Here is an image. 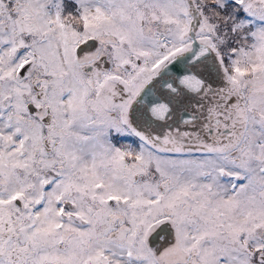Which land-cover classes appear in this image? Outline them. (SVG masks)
I'll return each mask as SVG.
<instances>
[{
  "label": "snow or ice",
  "instance_id": "obj_1",
  "mask_svg": "<svg viewBox=\"0 0 264 264\" xmlns=\"http://www.w3.org/2000/svg\"><path fill=\"white\" fill-rule=\"evenodd\" d=\"M0 264H264V0H0Z\"/></svg>",
  "mask_w": 264,
  "mask_h": 264
}]
</instances>
